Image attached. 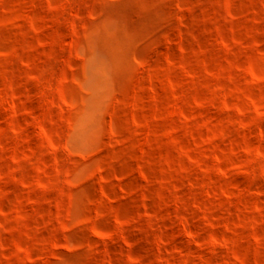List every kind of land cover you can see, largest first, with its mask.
Segmentation results:
<instances>
[{"label": "rangeland", "instance_id": "rangeland-1", "mask_svg": "<svg viewBox=\"0 0 264 264\" xmlns=\"http://www.w3.org/2000/svg\"><path fill=\"white\" fill-rule=\"evenodd\" d=\"M0 264H264V0H0Z\"/></svg>", "mask_w": 264, "mask_h": 264}]
</instances>
